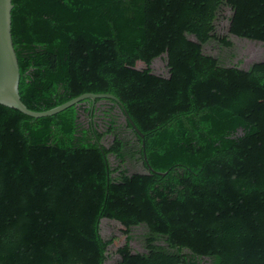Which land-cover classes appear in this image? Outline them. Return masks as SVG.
Returning a JSON list of instances; mask_svg holds the SVG:
<instances>
[{
    "label": "trees",
    "instance_id": "1",
    "mask_svg": "<svg viewBox=\"0 0 264 264\" xmlns=\"http://www.w3.org/2000/svg\"><path fill=\"white\" fill-rule=\"evenodd\" d=\"M11 1L28 109L122 106L0 104V264H105L102 219L113 264H264V57L230 64V37L264 44V0Z\"/></svg>",
    "mask_w": 264,
    "mask_h": 264
},
{
    "label": "water",
    "instance_id": "2",
    "mask_svg": "<svg viewBox=\"0 0 264 264\" xmlns=\"http://www.w3.org/2000/svg\"><path fill=\"white\" fill-rule=\"evenodd\" d=\"M11 0H0V104L16 109L20 113L31 118H42L55 115L72 105H76L84 99H90L94 102L96 99H112L120 106V101L111 94H81L59 106L43 112H36L28 109L20 100L18 92L19 66L17 57L13 48L11 36ZM125 119L129 121L133 129L139 133L130 117L124 112ZM140 134V133H139ZM143 137L142 134H140Z\"/></svg>",
    "mask_w": 264,
    "mask_h": 264
},
{
    "label": "rangeland",
    "instance_id": "3",
    "mask_svg": "<svg viewBox=\"0 0 264 264\" xmlns=\"http://www.w3.org/2000/svg\"><path fill=\"white\" fill-rule=\"evenodd\" d=\"M228 3H233L235 0H226ZM230 11L226 10L225 15L229 16ZM228 22L223 20L218 25V31L220 34H225L227 30ZM230 40L234 43V58L230 60V64L237 65L239 67H246L248 64L256 61H260L264 57V44L257 41H249L246 39H237L230 37ZM206 53H212L209 48H205ZM214 54V53H213ZM163 56L156 58L151 65L152 71L156 75L163 77L167 76V69L165 61L162 59ZM144 68V64L138 62L137 69ZM255 99L263 100L264 94L257 92ZM144 172V171H142ZM146 185V177L134 180L130 185V192H136ZM114 189V188H113ZM117 192L118 190L115 189ZM112 199L116 202H123L124 200L119 195L113 194ZM124 226L114 221L102 219L100 221V234L103 239L113 238V242L107 247L108 258L105 264H113L116 261L124 260L126 254L121 251V247L124 245ZM131 252H141V248L137 243H130Z\"/></svg>",
    "mask_w": 264,
    "mask_h": 264
}]
</instances>
